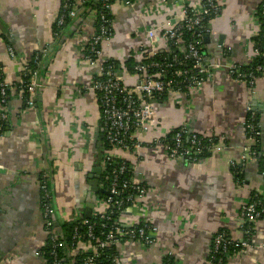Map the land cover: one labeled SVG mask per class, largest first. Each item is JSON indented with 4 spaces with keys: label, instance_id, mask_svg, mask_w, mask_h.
Masks as SVG:
<instances>
[{
    "label": "crops",
    "instance_id": "0c3cea01",
    "mask_svg": "<svg viewBox=\"0 0 264 264\" xmlns=\"http://www.w3.org/2000/svg\"><path fill=\"white\" fill-rule=\"evenodd\" d=\"M157 3L137 0L133 7H112V36L102 45L96 64L90 65L79 48L97 31L95 7L79 5L76 22L54 43L52 27L60 0H0V33L8 35L14 51L10 58L9 45L0 37V64L10 85L7 124L0 132V264H40L34 253L46 237L39 210L41 173L51 176L57 236H62L61 224L85 219L88 173L95 165L101 171L94 160L95 137L101 135L98 101L88 85L104 62L126 64L141 58L139 49L147 46L144 30L178 11L173 6L164 14L141 16L146 6ZM219 5L220 15L209 21L210 41L203 40L212 77L188 96L153 105L156 132L185 126L203 137L220 139L223 147L204 156L196 167L147 146L118 155L130 163L147 189L121 222H148L156 229L149 247L136 242L120 245L121 264H161L168 254L173 264H204L216 233L226 231L234 240L243 238L239 210L252 192L264 196V168L260 170L256 160L243 166L239 186L230 171L232 163L241 165L243 149L250 144L243 131L248 106L256 109L259 150L264 153V79H256L251 88L227 72L229 64H244L251 56V39L259 32L254 16L259 0H219ZM43 52L39 107L22 109V92L16 85L21 84L22 72L33 56ZM98 189H102L99 181ZM99 194L92 203L91 218L105 209ZM252 233L251 247L225 264H264V218L253 224Z\"/></svg>",
    "mask_w": 264,
    "mask_h": 264
},
{
    "label": "built area",
    "instance_id": "2783aa9c",
    "mask_svg": "<svg viewBox=\"0 0 264 264\" xmlns=\"http://www.w3.org/2000/svg\"><path fill=\"white\" fill-rule=\"evenodd\" d=\"M90 1L63 0L62 9L66 12L55 17L56 26H62L65 17L77 18L79 5ZM96 1H93L92 6L95 7V3L98 5V1L100 2V9L93 10L97 15V31L79 48L82 57L90 65L96 64L102 45L108 43L112 36L113 21L108 18L113 16L112 7H133L137 0ZM259 5L260 21L264 27V0H259ZM173 6L178 9L174 15H168L156 27L144 30L147 46L140 47L141 58L130 68L124 64L103 63L99 72L92 75L88 90L97 97L99 127L105 144L101 171L104 170L110 178L106 187L101 184V188L108 194L99 199L105 209L92 215V218H98L102 223L99 233L95 234L94 224L89 219H82L79 223L87 228L84 236H80L75 227L69 242L59 240L54 229L55 209L47 188L48 176L43 174L38 182L39 210L46 237L42 246L34 253L40 264H61L63 261H68V264H102L103 261L121 264L118 255L120 245L136 242L149 247L153 244L156 229L150 223L124 225L121 222V216L142 201L147 189L130 163L118 155L147 146L152 151L161 150L168 159H181L196 167L203 153L221 151L223 144L220 139L189 132L185 126L163 134L154 130L157 119L154 103L172 100L180 95L188 96L191 92L200 90L212 77V68L206 63L203 54V37L209 34V21L221 13L219 0H158L156 5L146 6L141 16L164 14L166 9ZM104 9L108 10L107 14L103 12ZM254 16L258 21L257 12ZM185 35H189V39L186 40ZM45 53L34 55L32 63L39 66V56L42 57ZM259 54L260 48L253 44L248 61L244 64H229L227 72L234 80L253 88L256 79H264V76H256L257 73H264V63L251 66L252 59ZM8 55L10 58L14 57V51L9 46ZM245 67L246 70L243 69ZM24 72L30 74V78L18 88L29 108L34 106L37 93L42 91L43 86L37 70L31 72L26 66ZM9 90L10 85L4 79L0 64V131H3L2 123L6 122ZM246 112L243 131L250 144L243 149L241 165H230L236 175L243 172L242 168L248 160H257L258 154L256 144L259 143L261 134L259 121L251 106L246 108ZM262 167L264 168V159ZM234 182L239 186L242 180L238 177L234 178ZM263 216L264 196L255 192L239 210L243 238L234 240L223 232L216 233L211 241L209 260L204 264H212L211 259L216 254L227 253L229 248L234 254L249 249L252 244V226ZM67 223L75 224L77 221ZM165 257L173 259L170 254Z\"/></svg>",
    "mask_w": 264,
    "mask_h": 264
},
{
    "label": "trees",
    "instance_id": "16d2710c",
    "mask_svg": "<svg viewBox=\"0 0 264 264\" xmlns=\"http://www.w3.org/2000/svg\"><path fill=\"white\" fill-rule=\"evenodd\" d=\"M95 2V1H94ZM97 2V1H96ZM92 3H93V1L91 0L89 3H85L86 5V7H93L94 8V6H92ZM110 3V2H109ZM62 6H63V0H60V8H59V12H58V14H57V16L58 15H60V14H64L65 12H63V9H62ZM95 9H97V10H99L100 9V2L98 1V5L95 3ZM108 10L107 9H104L103 10V12L104 13H106ZM260 12H261V5H259L258 6V9H257V18H258V24H259V32H258V34L256 35V36H254L252 39H251V42L253 43V44H255V45H257L259 48H260V54L257 56V57H255V58H253L252 59V63H251V66H253V67H255V66H257V65H261V64H263L264 63V56H263V53H264V41H263V36H264V27H263V25H262V23H261V19H260ZM107 14V13H106ZM78 16V15H77ZM106 17H108V16H106ZM108 18H110L112 21H113V19H114V17L113 16H110V17H108ZM76 19V18H75ZM75 19H69V18H67V17H65V19H64V24L62 25V26H60V27H57L56 26V24L54 23V25H53V27H52V36H53V38H54V43L55 42H58V41H60L62 38H63V36H64V34H66V31L70 28V26L71 25H73L74 24V22H76V20ZM95 27H96V24H95ZM96 30V29H95ZM0 37L2 38V40H3V42L5 43V44H7V45H9V47H11L12 46V41L10 40V38L8 37V35H5V34H3V33H0ZM186 40L187 39H189V35H185V37H184ZM47 53H48V51H47ZM45 58L46 57H43V58H41V56H39V66H36V65H34L33 63H32V61H30L28 64H27V68H28V70H30L31 72L32 71H35V70H37L38 71V73L40 74V72L42 71V69H43V62L45 61ZM33 59V58H32ZM112 63H114L115 65L117 64L116 62H113V61H110V60H108L107 62H104V64L105 65H109V64H112ZM134 63H132L131 62V60H129L126 64H124L125 66H127L128 68H130L132 65H133ZM246 68L247 67H245V68H243L244 70H246ZM256 76L257 77H262V76H264V73H257L256 74ZM29 78H30V74H26L24 71L22 72V78H21V83L23 84V83H27V81L29 80ZM22 84H18V85H16L17 87H19L20 85H22ZM38 94L39 93H37V96H38ZM9 95H10V92L8 91L7 92V103H6V105H8V102H9ZM22 101H23V104H22V109H26V108H28L27 107V105H26V103H25V101H24V98H22ZM34 107H36V108H38L39 107V102L37 101V97H36V100L34 101ZM256 119L258 120V116L256 115ZM1 124V123H0ZM6 124H7V122H4V123H2V125H1V127H3V131L5 130V128H6ZM1 132V131H0ZM101 141H102V149H96L97 151H96V157H97V162L99 163V165L100 166H102V155H103V152H104V148H105V144H104V139L102 138L101 139ZM256 150H257V164H258V166H259V169L260 170H263V167H262V159H264V153H261L260 152V150H259V144H256ZM208 154H210V152H205V153H203L201 156H200V158L202 159L204 156H206V155H208ZM96 163V162H95ZM130 170L128 169V172H129ZM230 171H231V173H232V176H233V179L234 178H240V180H242L243 181V176H244V174H243V172L241 173V174H239V175H236V172H234V170H233V168H230ZM52 172V171H51ZM43 174H46L47 176H48V179H47V188H48V192H49V195L51 194V191H50V186H51V183H50V178H51V176H50V173H41L39 176H38V180H41V177H42V175ZM238 174V173H237ZM99 183L100 184H102L104 187H106L107 186V184L109 183V181H110V178H109V175L108 174H106L105 172H104V170L103 171H101V173H100V178H99ZM254 193L255 192H252L251 194H250V199L252 198V196L254 195ZM100 195V194H99ZM104 196L105 195H100V197H101V199H103L104 198ZM51 201H52V199H51ZM264 218V216L263 217H261L260 219H263ZM259 219V220H260ZM81 220L79 219L78 221H77V223H75V224H73V223H67V222H65V223H63V224H61V226H58V228H59V230L62 232L61 233V237L59 238V240H61V241H64V242H69L70 241V237H71V234H72V231H73V228H75L76 227V232L80 235V236H84L85 234H86V226H83V225H81L79 222H80ZM89 221L91 222V223H93L94 224V232H95V234H98L99 233V230H100V224L102 223V221H100L98 218H91V219H89ZM108 224V223H107ZM55 229H56V227H55ZM219 232H223V233H225L228 237H229V234L226 232V231H219ZM252 233V232H251ZM252 235H253V233H252ZM215 236V235H214ZM213 236V237H214ZM213 237H212V239H213ZM210 249H211V244H210ZM210 249H209V251H210ZM232 255H234V251H232V249L231 248H229L228 249V251H227V253H224V254H221V253H219V254H216L214 257H213V259H211V263L212 264H225L226 263V261H227V259L229 258V257H231ZM209 257H210V253H208V256H207V258H206V261L207 260H209ZM100 261H102V259H100ZM205 261V262H206ZM68 261H63V262H61V264H68L67 263ZM102 264H109V263H107V262H105V261H103V263ZM161 264H173V259H170V258H168V257H164L163 259H162V263Z\"/></svg>",
    "mask_w": 264,
    "mask_h": 264
},
{
    "label": "water",
    "instance_id": "95a60500",
    "mask_svg": "<svg viewBox=\"0 0 264 264\" xmlns=\"http://www.w3.org/2000/svg\"><path fill=\"white\" fill-rule=\"evenodd\" d=\"M209 30H210V28H209ZM203 40L205 41V43L208 44L209 41H210V35L209 34L205 35L203 37ZM254 110H256V109H254ZM99 132L101 133L102 131L99 130ZM189 132H191V130ZM95 138H97L98 140L95 143L94 148L102 149L103 147H102V141H101L102 137H101V135L99 137V134H97ZM96 159L97 158L95 157L94 160L96 161ZM97 165H98V163H97ZM100 173H101L100 168L95 165L94 168H92V170L90 171V173L88 174V177H87V179H89L91 182L89 183L90 191L88 192V199H87L88 203L85 205V208H84L85 209V216H83V217L85 219H91L92 203L94 202V198H95L96 193L100 192L101 194H103L105 196L108 195L106 190L98 189V180L100 178Z\"/></svg>",
    "mask_w": 264,
    "mask_h": 264
},
{
    "label": "flooded vegetation",
    "instance_id": "af4514ba",
    "mask_svg": "<svg viewBox=\"0 0 264 264\" xmlns=\"http://www.w3.org/2000/svg\"><path fill=\"white\" fill-rule=\"evenodd\" d=\"M89 174V173H88ZM39 181V180H38ZM39 196H40V192H39ZM52 197V196H51ZM54 221H55V219H54ZM55 227H56V222H55ZM55 227H54V229H55ZM35 256V255H34Z\"/></svg>",
    "mask_w": 264,
    "mask_h": 264
}]
</instances>
